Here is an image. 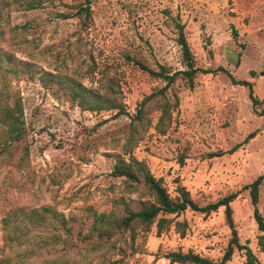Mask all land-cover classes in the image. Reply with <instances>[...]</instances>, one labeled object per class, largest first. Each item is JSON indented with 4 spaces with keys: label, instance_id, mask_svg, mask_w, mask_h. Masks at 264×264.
Returning a JSON list of instances; mask_svg holds the SVG:
<instances>
[{
    "label": "rangeland",
    "instance_id": "374dc122",
    "mask_svg": "<svg viewBox=\"0 0 264 264\" xmlns=\"http://www.w3.org/2000/svg\"><path fill=\"white\" fill-rule=\"evenodd\" d=\"M30 1L0 0L6 14L0 55L10 54L13 64L28 60L64 72L112 95L125 113L83 109L45 86L40 74L18 77L4 63L0 89L10 93V102L21 101L26 134L10 144V152H0V248L2 218L11 208L54 206L66 217L84 219L110 211L122 196L136 199L139 192L125 191L123 179L111 175L118 155H132L163 179L173 197L178 185L200 205L238 192L231 205L240 241L253 250L255 264H264L255 206L243 188L264 175V0H41L28 9ZM82 5L92 9L88 25L76 13ZM178 23L185 26L196 65L213 72H200L194 88L181 78L171 84L165 94L179 102L166 133L156 130L160 111L151 103V125L126 147L139 104L166 85L134 60L154 70L185 69ZM229 73L253 83L256 102L250 88L234 84ZM24 147L29 155L19 167ZM257 207L264 215V183ZM174 219L186 227L174 222L157 235L154 224L92 264H178L165 254L189 250L223 257L232 236L224 206L208 215L187 209ZM0 264H19L18 257L6 247ZM226 264H246V254L235 250Z\"/></svg>",
    "mask_w": 264,
    "mask_h": 264
},
{
    "label": "trees",
    "instance_id": "16d2710c",
    "mask_svg": "<svg viewBox=\"0 0 264 264\" xmlns=\"http://www.w3.org/2000/svg\"><path fill=\"white\" fill-rule=\"evenodd\" d=\"M36 2V4L34 3ZM41 0H32L27 4L28 9L38 7ZM77 15L81 16L86 25L92 14L89 5H82L77 9ZM4 10H0V21L4 20ZM178 43L182 50V59L185 69L170 71L164 66L159 70L149 68L141 60L135 58V63L141 70L148 72L151 76L162 78L166 85L156 92L146 96L132 116L131 135L128 136L130 145L134 135L140 129L146 130L151 125L148 105L154 103L160 111V116L155 128L158 132L165 134L171 123L172 112L178 105L171 102L166 96V90L178 78L183 79L190 88L196 85V79L200 72L210 73L213 70L201 69L196 65L195 55L185 34L184 24L178 23ZM237 35V32H235ZM10 54L0 55V68L4 63L6 70L14 75L28 76L34 78L39 75L42 83L47 87H56V91L68 95L73 102H77L83 109L92 111L117 110V113H125L120 101L109 93L102 94L98 89L86 86L72 76L64 72H51L44 70L37 64L28 60H14ZM234 84L245 85L250 88V97L253 102V83L249 80H239L229 73ZM5 88L0 89V152H9L10 144L19 143L26 134L25 121L23 119V108L21 101L13 97L10 102V93ZM24 153L17 160L18 166H23L29 155L28 147H24ZM126 153H130L125 150ZM181 157L179 164H185ZM113 177L122 178L125 183V191L139 192L138 197L115 200L114 207L106 212L93 211L91 216L84 219L66 217L54 206H43L40 208L16 207L7 210L2 218V229L4 231V247L0 248V254H4L5 248L9 247L18 257L19 264H92L94 258L106 255L111 249L117 248L120 240L133 242L141 231H148L155 224L157 235H161L170 229L172 224L186 227L187 223L175 221L187 209L205 213L206 215L225 207L227 223L231 228V239L227 250L220 260H214L203 256L193 250L187 252L171 251L165 254L171 263L178 264H226L231 260L235 250L244 251L246 264H255L257 257L251 247L240 241L238 231L233 218V202L239 195L232 192L215 202L200 205L195 201L190 191L184 185L177 186V196H171L162 178L154 176L143 160L134 156L125 158L118 155L117 162L111 171ZM264 183V175H259L253 182L246 184L243 188L249 190L252 203L254 204V215L261 234L258 243L264 251V215L260 212L257 204L260 200V187ZM174 215V217H169ZM89 222V224H87ZM182 235H185L183 229Z\"/></svg>",
    "mask_w": 264,
    "mask_h": 264
}]
</instances>
